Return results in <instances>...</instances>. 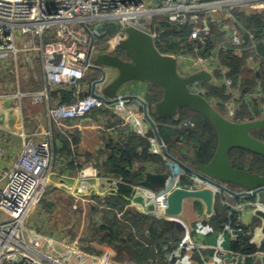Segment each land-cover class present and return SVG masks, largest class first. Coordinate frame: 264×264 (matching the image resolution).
<instances>
[{
    "label": "built area",
    "instance_id": "2783aa9c",
    "mask_svg": "<svg viewBox=\"0 0 264 264\" xmlns=\"http://www.w3.org/2000/svg\"><path fill=\"white\" fill-rule=\"evenodd\" d=\"M217 10L223 17L215 20L213 14ZM234 11L263 12L264 0H0V73L6 70V63H13L16 67L22 56L28 60L32 52L40 60L44 81L43 90L35 93L23 95L18 92L13 97L0 94V117L14 115L15 121L18 120L17 133L23 140L13 164L8 168L0 167V264L113 262V253L106 244L87 241V246L101 254L98 257L96 253L86 252L75 245L76 241L81 243L80 237L70 243L66 238L42 234L26 226L28 217L45 193L49 178L54 174L49 139L37 141L36 136H26L21 131V101L25 96L31 99V104L40 105L47 101L48 93L53 89L77 88L76 92H79L81 82L88 72L85 59L90 38L86 28L94 38L93 51L103 47L114 50L118 42L124 39V30L128 26L144 31L155 40L156 33L151 29L152 21L155 17H165L172 25H193L189 41L196 53L198 45L212 43L208 39V22H215L229 43L241 50L242 39L240 31L234 27ZM111 23L120 25V31L105 44H98L96 38L102 36V27ZM98 25H101L99 31H94ZM260 43L264 46V32ZM196 59L203 62L198 55ZM214 60L216 63V58ZM223 82L227 87L231 84L229 79H223ZM99 91L96 88V95H99ZM229 104L234 103L230 101L226 105ZM104 107L100 98L86 93L70 104L58 105L49 110L48 117L57 123L79 120ZM225 110L226 117L231 119L234 107H225ZM193 127L192 123L185 122L182 128ZM3 155V150L0 149V159ZM183 174H177L164 190L151 192L139 185L133 186L135 192L128 199V207L137 205L145 211L151 208L149 214L165 220L167 194L174 188L196 189L192 178L184 185L178 183V178ZM79 178L78 194L82 188L88 187V179L102 180L106 185L104 195L115 193L120 183L114 179L100 178L95 167L82 169ZM202 187L204 184L198 183L197 188ZM138 189L143 192H138ZM137 198H141L142 203L137 204ZM255 206V209H264V205ZM225 232L231 233L230 228L226 227ZM221 241V237H218V242ZM192 246L191 236L186 233L179 248L188 249ZM216 261L220 264H243L239 254L228 251H218Z\"/></svg>",
    "mask_w": 264,
    "mask_h": 264
},
{
    "label": "trees",
    "instance_id": "16d2710c",
    "mask_svg": "<svg viewBox=\"0 0 264 264\" xmlns=\"http://www.w3.org/2000/svg\"><path fill=\"white\" fill-rule=\"evenodd\" d=\"M233 15L234 26L240 31L242 39V48L239 51L227 39L219 40L217 35L221 36V34L217 27L213 28V33H217L215 35L217 40L215 39L214 42L217 48L209 42L198 45L196 53L193 44L189 41L193 29L190 23L172 25L165 17H155L151 29L156 33L155 48L162 55L178 57L195 53L202 59H209L212 55H216L217 62L214 64L218 70L208 81L199 84V91L212 107L225 117L227 114L224 108L225 103L232 98L231 93H236V108L231 120L239 123L257 118L258 115L253 113L250 102L255 105L264 104V46L260 43L264 32V11L253 14L234 11ZM120 29L118 24H106L102 27V36L96 38V41L98 44H105ZM250 57L252 61H249ZM94 74L98 75V73ZM94 79L95 77L92 81ZM223 79L230 80L229 87L224 84ZM89 80L85 76L81 86ZM202 88H204L203 93ZM156 89L157 91H152V95L150 94L148 105L161 99V90ZM76 90L77 88L53 89L49 96L51 99L59 100V105H67L76 98L85 96L77 94ZM260 116H264V108ZM154 121L164 147L170 155L176 158L174 150L180 147L186 151V155L183 156L184 161L181 162L188 167L205 165L210 161L216 149L217 136L213 125L205 117L183 108L173 118L155 117ZM185 122L192 123L194 127L182 128L181 125ZM251 136L264 142V128L253 130ZM148 138L152 139L153 135L142 137L134 133H125L121 142L114 146L108 145L101 154L86 153L87 160H94L100 177L111 179L118 177L120 182L115 193L105 195L102 199L91 198L95 207L90 212L92 214L90 227L87 237L80 239V247L86 252L97 254L95 249L86 245L87 241H92L108 245L112 250L126 255L134 264H175L177 259L170 260V256L178 248L186 230H179L164 219L144 215L128 207L133 186L138 185L147 173L170 176L167 161L161 154L152 152ZM60 139L61 134H56L54 141ZM55 152L58 156L61 154L57 147ZM99 155L103 156L101 163L97 161ZM229 161L236 169L255 175H264V158L258 154L236 148L229 152ZM69 166L73 171L81 170L74 163H69ZM187 181H189V175L186 173L178 178L179 184L184 185ZM256 198L257 196L247 202L264 205V194L258 195V201ZM222 202L216 197V215L208 218L207 222L209 235L211 237L223 235L227 241V251L244 258L252 257L257 252L264 253V244L260 249L251 247L249 244L252 227H243L238 222V214ZM48 206L52 207L50 204ZM194 208L196 211L200 210V203L196 202ZM226 227H229L231 232L242 231V234L231 240V233L225 232ZM191 252L192 260L198 263L201 256L206 255L205 251L198 249H193ZM184 255L185 251L182 250L181 256Z\"/></svg>",
    "mask_w": 264,
    "mask_h": 264
},
{
    "label": "water",
    "instance_id": "95a60500",
    "mask_svg": "<svg viewBox=\"0 0 264 264\" xmlns=\"http://www.w3.org/2000/svg\"><path fill=\"white\" fill-rule=\"evenodd\" d=\"M100 27L101 25H98L94 31H99ZM86 29L90 39L85 62L88 71L97 72L100 75L99 79L91 83L90 95L100 98L106 106L130 100L137 101L142 107L143 117L152 131L161 156L190 175L193 180L191 181L196 189L174 188L167 194L164 210L167 222L179 230H185L179 217L187 200L199 202L204 209V215L210 218L216 215L217 194L224 193L235 199H250L264 194V175H255L236 169L229 161V152L236 148L250 151L264 158V142L251 136L253 130L264 128V116L259 117L262 113L261 107L250 102L253 113L258 115L257 118L245 122H234L219 114L199 91V84L208 81L210 74L199 71L182 75L178 70L177 57L160 54L155 48L153 37L149 34L128 26L124 30V39L120 40L116 46V52L93 51L94 38L91 31ZM107 70L116 72V76L106 83L109 74ZM131 82L146 83L161 90V99L153 104V112L157 117L173 118L180 109L184 108L200 114L213 125L217 144L207 164L188 167L166 151L156 126L148 115L146 103L137 96L119 95ZM100 87H102L101 94L96 95V88ZM116 179L119 178L116 177ZM169 183H171L169 176L147 173L138 185L147 191L154 192L158 189H166ZM198 183L204 184V187L197 188ZM255 216L262 221L264 234V211L255 210ZM231 234L237 237L242 232L234 231ZM251 263L252 257H246L245 264Z\"/></svg>",
    "mask_w": 264,
    "mask_h": 264
},
{
    "label": "crops",
    "instance_id": "0c3cea01",
    "mask_svg": "<svg viewBox=\"0 0 264 264\" xmlns=\"http://www.w3.org/2000/svg\"><path fill=\"white\" fill-rule=\"evenodd\" d=\"M109 50L112 51L111 49ZM193 55L194 58H196V54L194 53ZM186 57H188V59L193 62L192 58L184 54L178 56L179 63H180V59H181V63H185ZM215 57L216 55H212L209 59L206 58L203 59V62L201 63L198 62L196 59V64H194L193 62L192 66L186 65V67H183V69H180L179 66L178 70L182 71V72L179 71L182 75H187L199 71H205L208 74H210L212 78V72L215 73V71L218 70L216 68V65L214 64ZM250 60L251 57L249 58V61ZM12 64L6 63L5 64L6 70L3 73L7 71V65H12ZM39 67L41 71V73H39L40 79L36 83L32 79H30L33 81L32 85H29L28 87L22 89L20 87V90L17 87L16 91L14 92H19L23 95L24 94L27 95L29 93H35L43 90L44 88L43 71L40 65V61H39ZM107 72L109 74L106 83L111 81L116 76V72L112 70H107ZM94 73L97 72L90 71L89 73H86V76L87 75L90 76V80L88 82H85V84L81 86V89H79V92L77 94L79 93L84 95H86V93L90 94V86L91 83L93 82L92 78L95 77L94 81L100 78L99 73L98 75ZM2 76H3L2 73H0V77ZM102 87L99 88L100 89V91L98 92L99 95L101 94ZM152 91H157V89L146 83L131 82L125 86V88L120 92L119 95L137 96L138 98L143 100L147 105L148 115L155 124L154 120L155 117L157 116L153 112V104L148 105V98L152 93ZM231 94H232V98L229 101H232L234 104H236L235 97H237V94L236 93H231ZM49 95L50 93H48L47 101H44L40 105L31 104V99L25 96L21 101L22 117H23L21 122V131L26 136H31V135L36 136L35 139L37 141L48 138L52 146V154H53L52 165L54 162L57 164V166L60 164L59 165L60 170L59 167L58 169L55 167L57 173L60 174L52 175L49 178L48 184L51 180L58 178L56 180H58L57 182L59 183L60 186H62L61 188L65 190L68 189L73 193V191H76L80 187L79 185L80 171L87 167H95V163L93 162L94 160H87L86 153L92 155L97 153L101 154V152L108 145L112 144L114 146L115 144L117 145L119 142H121L123 140V136L125 133L126 134L134 133L142 137H147L149 136V134H152V131L148 123L145 121L143 117L142 107L137 101L130 100L127 102H121L113 106L105 105L103 109L92 111L88 116H86L83 119L70 120V121L57 123L49 119L48 112L49 110L57 107L60 104V101L54 98L51 99ZM227 103L229 102H226L225 105ZM256 106L261 107V109L264 108L263 107L264 104L261 105L259 104ZM27 120L29 122H27ZM13 123L14 126L12 125ZM26 124L27 125L31 124L32 126L28 127L26 126ZM16 125H18V120L17 122L15 121L14 115H9L8 117H2V116L0 117V149L3 150L4 153L3 157L0 159V167L2 168H8L13 164L14 160L18 156L20 149L22 147L23 140L22 137H20L17 133L18 132L17 130L19 129L17 128ZM13 128L14 130H11ZM58 133L61 134V139L58 141L56 140L54 141V137ZM148 141L151 144L152 152L159 153L158 152L159 149L154 138L152 139L148 138ZM55 147H57V149L60 150L61 154H59V156L55 152ZM182 149H180L181 151H179V153L176 150H174V152L176 153V158L180 161H184L183 156L186 155V152H183ZM97 161L99 163H101L100 161L103 162V156L99 155ZM69 163H74V165L80 168L81 170L73 171L69 166ZM168 166L171 169L170 176L172 175L174 176V177H170V180L175 178L177 174L181 173V171L177 167H174V165H172L171 163H168ZM149 173H153V172H149ZM100 178H106V177H100ZM114 180L119 181L118 179H114ZM173 183L175 184V181H173ZM86 186L88 187L85 189L83 188L81 189V193L72 194L73 197L75 196L76 201L81 202L84 201V199L87 198L90 199L92 197H98L102 199L105 196L104 193L106 191L105 190L106 185L103 184L102 180L96 181L94 179H88L86 180ZM230 189L237 191L234 188H230ZM133 192H135V189ZM138 192H143V191L138 189ZM216 197L220 198L224 203L229 205L231 207L230 208L231 211H234L238 214V222L243 227H252L249 244L251 247L260 249L261 246L264 244V234L262 233V221L255 216V210L259 209V208L255 209L256 207L255 205H259V203L253 204L247 202L249 199H235L224 193L217 194ZM256 199L258 201L259 199L258 196ZM238 200L240 202H238ZM135 201L137 204L142 203L141 198H137ZM92 202L91 201L86 202L88 205L90 204L91 206V208L89 207L90 212L94 210V206H95L94 201ZM195 203L196 202L193 200L185 201L183 205L182 214L179 217V221L185 227L186 233L191 236L193 246L188 247V249H180L178 246L176 251L170 256V260L171 258H176L177 260L175 264H200V263L220 264L216 261L217 254L218 251L227 252L226 249L227 241L226 239H224L223 235L219 236L222 239L221 242H218V236L211 237L209 235L210 230L208 229V224H207L208 217L204 215V209L201 204H200L201 209L196 211V209L194 208ZM130 208L143 214L142 212L143 210L137 205H134ZM259 210L264 211V209H259ZM31 215L32 212L30 216ZM204 221L206 222L205 224ZM234 238L235 236L231 234L230 239L232 240ZM193 249H198L206 252L205 256L204 255L201 256L200 263L192 260L191 251ZM182 250L185 251L184 256H181ZM96 255L99 257L98 253ZM241 257L243 260V264H245L246 257L245 258L244 256ZM259 262L260 264H264V253L262 252H257L256 255L252 256L251 264H256ZM111 264H116V263L112 262ZM129 264H134V263H129Z\"/></svg>",
    "mask_w": 264,
    "mask_h": 264
},
{
    "label": "rangeland",
    "instance_id": "374dc122",
    "mask_svg": "<svg viewBox=\"0 0 264 264\" xmlns=\"http://www.w3.org/2000/svg\"><path fill=\"white\" fill-rule=\"evenodd\" d=\"M242 11L244 12L246 10H242ZM248 14H253V13L250 11ZM220 17H223L222 13H220V11L217 10L216 14H213V18L215 20H218V18ZM228 24L231 25L230 22H228ZM214 27L215 28L217 27L215 25V22H208V31H209L208 39L212 41L213 45L216 39L215 35H217V33H213ZM217 36L221 41L226 40L223 34H221V36L220 35ZM214 46L217 48L216 43ZM188 56L192 58L194 64H196V58H194V55L192 54ZM38 59L39 58H37V54L31 52V58L27 60L25 56H22L17 62L16 67L13 64L7 65V71L5 73H2L3 76L0 77V94L13 97L15 94L18 93V92H14L16 91L17 87L20 90V87L22 89L28 87L29 85H32L33 81L36 83L40 79L39 73H41L39 67L40 60ZM177 59H178V67L180 66V69H183V67H186V65L192 66L193 64V62L189 60L188 57L185 58L186 61L185 63H181V59L179 63V58ZM179 71L182 72L181 70ZM212 74L214 73L212 72ZM87 77L88 79H90V76L87 75ZM30 79H32L33 81ZM203 92H204V88H202V93ZM225 107H234L235 109L236 104L225 105L224 108ZM27 122L29 121L27 120ZM12 125L14 126V123ZM26 126L31 127L32 125L26 124ZM181 127H183V124L181 125ZM11 130H14V128ZM177 148L178 149H176V151L179 152L181 148L180 147ZM55 167L58 169L59 165L57 166V164L54 162L52 165L53 174L59 175L60 173H57ZM56 179L51 180L49 184L46 185V191L43 194V196L39 198L36 207L32 211V215L28 217L26 221V226L31 230H35L36 232L42 234L45 233L53 237H59V235H61V237L59 238H66L70 243L74 242L77 239V237H80V239L83 240L87 237V231L90 227V217L92 215L90 214L89 211V207L91 208V206L90 204L88 205L86 202L92 200L91 198L90 199L87 198L81 202L76 201L75 196L73 197L72 194L73 193L77 194V190L73 191L72 193L68 189L65 190L61 188L62 186L59 185V183L57 182L58 180ZM49 204L52 205L51 208H49L48 206ZM150 209L151 208H149L146 211L143 210L142 212L144 215H149L154 217L152 214L148 213ZM75 245L79 248L81 244L80 242L78 244L76 241ZM110 250L113 253L112 260L116 264L132 263L131 261H129L126 255L116 252L115 250H112V248H110ZM97 251L98 250H96V252ZM98 254L101 255L100 253Z\"/></svg>",
    "mask_w": 264,
    "mask_h": 264
},
{
    "label": "clouds",
    "instance_id": "9594fccd",
    "mask_svg": "<svg viewBox=\"0 0 264 264\" xmlns=\"http://www.w3.org/2000/svg\"><path fill=\"white\" fill-rule=\"evenodd\" d=\"M253 13H254V12H253ZM220 33H221V32H220ZM221 34H222V33H221ZM100 50H108V49H106L105 47H103V48H101ZM116 50H117V49L115 48V49L112 50V51H113V52H116ZM177 58H178V57H177ZM89 72H90V71H88L87 73H89ZM198 89H199V88H198ZM159 152H160V151H159ZM159 154H160V153H159ZM179 161H180V160H179ZM168 163H169V162H166L167 165H168ZM172 165H173V164H172ZM168 167H169V166H168ZM174 167H176V166L174 165ZM177 168H178V167H177ZM169 169H170V167H169ZM178 169H179V168H178ZM179 170H180V169H179ZM180 171H181V170H180ZM181 172H183V171H181ZM183 173H184V172H183ZM170 174H171V169H170ZM183 175H184V174H183ZM170 177H173V175H172V176H169V178H170ZM189 178H191L190 175H189ZM171 180H172V179H171ZM171 180H170V182H171ZM222 204L228 206V205H227L226 203H224V202H222ZM228 207L230 208V206H228ZM231 233H232V232H231ZM185 234H186V231H185ZM46 235H47V234H46ZM58 238H59V237H58Z\"/></svg>",
    "mask_w": 264,
    "mask_h": 264
}]
</instances>
